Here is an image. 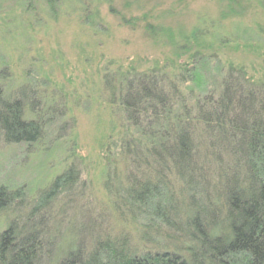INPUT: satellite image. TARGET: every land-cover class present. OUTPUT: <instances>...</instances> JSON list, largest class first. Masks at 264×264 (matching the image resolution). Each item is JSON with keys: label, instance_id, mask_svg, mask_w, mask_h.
<instances>
[{"label": "trees", "instance_id": "trees-1", "mask_svg": "<svg viewBox=\"0 0 264 264\" xmlns=\"http://www.w3.org/2000/svg\"><path fill=\"white\" fill-rule=\"evenodd\" d=\"M189 40L203 47L195 31L181 51ZM103 84L115 109L105 188L140 244L104 235L62 264H264V80L197 50L178 66L106 73ZM13 96L0 93L2 139L33 146L46 126ZM78 172L57 176L34 212L71 199ZM23 193L1 185L0 213ZM42 244L40 233L10 224L0 264H42Z\"/></svg>", "mask_w": 264, "mask_h": 264}, {"label": "rangeland", "instance_id": "rangeland-1", "mask_svg": "<svg viewBox=\"0 0 264 264\" xmlns=\"http://www.w3.org/2000/svg\"><path fill=\"white\" fill-rule=\"evenodd\" d=\"M195 31L203 47L189 40L181 51ZM197 50L264 80V0H0V93L24 97L46 126L30 147L5 144L0 129V186L24 188L0 213V232L16 224L40 233L42 264H62L104 235L139 245L137 226L105 188L115 109L104 75L178 66ZM26 115L34 118L27 106ZM71 165L79 171L71 199L35 213Z\"/></svg>", "mask_w": 264, "mask_h": 264}, {"label": "flooded vegetation", "instance_id": "flooded-vegetation-1", "mask_svg": "<svg viewBox=\"0 0 264 264\" xmlns=\"http://www.w3.org/2000/svg\"><path fill=\"white\" fill-rule=\"evenodd\" d=\"M29 7H31V4H29Z\"/></svg>", "mask_w": 264, "mask_h": 264}]
</instances>
